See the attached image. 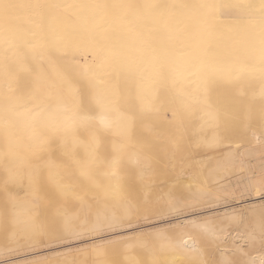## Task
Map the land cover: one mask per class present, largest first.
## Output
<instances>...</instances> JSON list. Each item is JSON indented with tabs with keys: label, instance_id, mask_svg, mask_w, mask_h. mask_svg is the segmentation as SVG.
Returning a JSON list of instances; mask_svg holds the SVG:
<instances>
[{
	"label": "bare ground",
	"instance_id": "1",
	"mask_svg": "<svg viewBox=\"0 0 264 264\" xmlns=\"http://www.w3.org/2000/svg\"><path fill=\"white\" fill-rule=\"evenodd\" d=\"M0 4L13 6L0 9L5 245L213 208L201 218L100 236L76 251L0 264H259L261 0ZM236 176L252 197L239 209L216 208L234 189L223 179Z\"/></svg>",
	"mask_w": 264,
	"mask_h": 264
},
{
	"label": "rangeland",
	"instance_id": "2",
	"mask_svg": "<svg viewBox=\"0 0 264 264\" xmlns=\"http://www.w3.org/2000/svg\"><path fill=\"white\" fill-rule=\"evenodd\" d=\"M203 153L206 154L207 151ZM223 153H224V150H219L216 156L217 157H219L220 155L223 156L222 155ZM210 155L211 153L207 155H201V157L204 156L205 158H208ZM235 180H237V176L223 179L222 182L224 183L222 185L226 184L229 187L231 186V188H234V189H232L231 192L229 191L230 194H228L229 192L221 194L222 196L221 198L222 200L220 201L221 203L216 208L220 210H222L223 207L225 209H229V208L239 209V206H241L243 202L250 200V198L252 197V194L247 191L242 190L241 188V184L243 181H241V179L240 181L239 180L235 181ZM205 206L193 208L187 212H184L179 209L178 211H175V213L172 212V213H168L165 215H155L151 217L137 216L131 220L124 221L117 226L111 227L110 230L109 228H102L103 230L101 231L80 233L76 235L75 237L69 238V239L46 240L45 237H41L38 241L31 243L29 246H25L23 244H21L23 246H20V245L13 246L12 245L13 246L12 248L10 247L11 245L8 244L10 247L9 248L7 247L8 245L7 244L5 245L4 241H2L0 238V248H2V251H0V262L6 259H12V258H16L19 256H26L27 259L33 257L34 259V258L48 256L49 253L51 254V253H54L55 251L56 252L66 251V250L76 251L86 245H89L91 242L93 243L96 240L102 239L100 238V236H107L109 238L112 236L113 238V237H116L118 233H120L119 236H125L127 234H130L138 230L143 231V229L148 230V228H152V227L156 228L158 226L170 224L174 221H184L190 217L193 218V215L194 217L197 216V218H201V216H204L205 214H207L206 212L211 211L213 209L209 206V204ZM111 234H116V236L111 235ZM43 253L45 255H43ZM37 254L41 256H38ZM34 255L35 256L37 255V256L34 257Z\"/></svg>",
	"mask_w": 264,
	"mask_h": 264
},
{
	"label": "snow or ice",
	"instance_id": "3",
	"mask_svg": "<svg viewBox=\"0 0 264 264\" xmlns=\"http://www.w3.org/2000/svg\"><path fill=\"white\" fill-rule=\"evenodd\" d=\"M13 7L12 5L8 4H0V9H3L7 11L9 8ZM261 11L264 13V0H261ZM262 197H264V180L261 182V187L259 193ZM262 215H264V208L261 209ZM109 230L111 229L112 225H109ZM103 230L99 224L93 225L92 226V231H101ZM206 230V229H205ZM257 237L253 236L251 237V240L255 242ZM259 243L262 248H264V228L261 229V233L259 235ZM243 255V253H242ZM200 264H209L208 261H201ZM228 264H254V262H247V261H229ZM259 264H264V256L261 257Z\"/></svg>",
	"mask_w": 264,
	"mask_h": 264
}]
</instances>
